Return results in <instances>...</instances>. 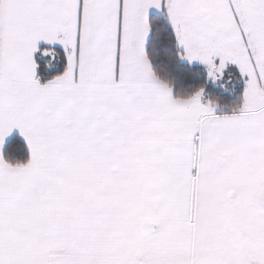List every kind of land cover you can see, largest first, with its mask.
<instances>
[{
  "label": "snow or ice",
  "instance_id": "1",
  "mask_svg": "<svg viewBox=\"0 0 264 264\" xmlns=\"http://www.w3.org/2000/svg\"><path fill=\"white\" fill-rule=\"evenodd\" d=\"M0 264H264V0H0Z\"/></svg>",
  "mask_w": 264,
  "mask_h": 264
},
{
  "label": "trees",
  "instance_id": "2",
  "mask_svg": "<svg viewBox=\"0 0 264 264\" xmlns=\"http://www.w3.org/2000/svg\"><path fill=\"white\" fill-rule=\"evenodd\" d=\"M154 24V31L160 32L167 28V21L158 16L152 17ZM156 41L153 39L149 44V53L154 62V67L161 75H166L171 79L176 80L178 83L183 80L185 75L192 71L186 62H181L178 57L175 56V49H171V53L174 57L172 61L163 59L158 56L155 52ZM196 75L191 79V87L198 88L200 86H205L208 93V98L220 104L221 108L225 111H231L233 108L237 107L242 102L243 88L244 85H240L239 88L234 91H224L221 87H215L210 84L207 80L206 72L203 67L195 66ZM239 78V77H238ZM186 89L178 88V91H184Z\"/></svg>",
  "mask_w": 264,
  "mask_h": 264
},
{
  "label": "rangeland",
  "instance_id": "3",
  "mask_svg": "<svg viewBox=\"0 0 264 264\" xmlns=\"http://www.w3.org/2000/svg\"><path fill=\"white\" fill-rule=\"evenodd\" d=\"M238 72L233 69H228L226 72V76L220 84H212L215 87H221L224 91L227 88V91H234L235 89L239 88L240 85H244L243 81L238 78ZM211 84V83H210ZM223 85V86H221Z\"/></svg>",
  "mask_w": 264,
  "mask_h": 264
},
{
  "label": "crops",
  "instance_id": "4",
  "mask_svg": "<svg viewBox=\"0 0 264 264\" xmlns=\"http://www.w3.org/2000/svg\"><path fill=\"white\" fill-rule=\"evenodd\" d=\"M153 16H158V17H162V18H164L160 13H157V12H155V11L152 13V17H153ZM197 66H200V65H197ZM201 67H203V66H201ZM229 69H233V70H235V71L238 72V70H237L234 66H230ZM238 77H239V76H238Z\"/></svg>",
  "mask_w": 264,
  "mask_h": 264
}]
</instances>
